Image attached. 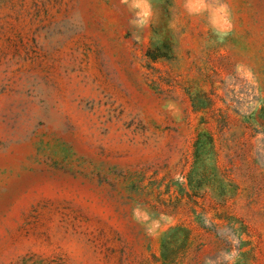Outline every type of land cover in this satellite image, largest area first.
I'll list each match as a JSON object with an SVG mask.
<instances>
[{
  "label": "rangeland",
  "instance_id": "rangeland-1",
  "mask_svg": "<svg viewBox=\"0 0 264 264\" xmlns=\"http://www.w3.org/2000/svg\"><path fill=\"white\" fill-rule=\"evenodd\" d=\"M148 2L0 0V264H264V0Z\"/></svg>",
  "mask_w": 264,
  "mask_h": 264
},
{
  "label": "clouds",
  "instance_id": "clouds-1",
  "mask_svg": "<svg viewBox=\"0 0 264 264\" xmlns=\"http://www.w3.org/2000/svg\"><path fill=\"white\" fill-rule=\"evenodd\" d=\"M123 2L128 4L129 10H135L134 16L138 17V19L131 21L132 23L138 27L147 25L152 16L151 6L148 0H123ZM185 6L190 12L207 7L204 0H186ZM215 12L222 13L225 16L227 15L226 9L223 5L218 6ZM140 215L142 216L143 213H140Z\"/></svg>",
  "mask_w": 264,
  "mask_h": 264
}]
</instances>
